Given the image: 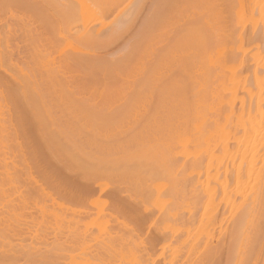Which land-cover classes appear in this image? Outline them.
I'll return each mask as SVG.
<instances>
[{
	"label": "bare ground",
	"instance_id": "bare-ground-1",
	"mask_svg": "<svg viewBox=\"0 0 264 264\" xmlns=\"http://www.w3.org/2000/svg\"><path fill=\"white\" fill-rule=\"evenodd\" d=\"M162 182L165 264H264V0H0V264H153Z\"/></svg>",
	"mask_w": 264,
	"mask_h": 264
},
{
	"label": "rangeland",
	"instance_id": "rangeland-1",
	"mask_svg": "<svg viewBox=\"0 0 264 264\" xmlns=\"http://www.w3.org/2000/svg\"><path fill=\"white\" fill-rule=\"evenodd\" d=\"M112 17H113V16H111V17L108 16V19H111ZM108 19H107V20H108ZM247 22H248V21H247ZM248 23H249V26L251 25V27L248 26ZM248 23H245V25H244L245 27H247V28H245V31L247 32V33H246L247 35H248V33H249V34L252 33L251 28H253V27H252V24H251V21H249ZM246 29H247V30L250 29L249 31H251V33H250L249 31H247ZM260 38H262V37H260ZM258 39H259V38H258ZM260 40H261V39H260ZM262 40H263V38H262ZM262 40H261V41H262ZM257 41H258V40H257ZM262 42H263V41H262ZM249 54H250V53H249ZM20 116H21V117H20ZM25 116H28V115H19V117L16 116V119H17V120H16V121L14 120L15 122L13 121L14 124H18L17 122L19 121V120H18L19 118H20V120H21V118H22L21 121H23V119H25ZM17 117H18V118H17ZM23 117H24V118H23ZM31 117H32V116H31ZM31 117H30V119H26V120H28V122L24 120L25 123L27 122V124H28L29 122H32V120H33L34 118H31ZM31 119H32V120H31ZM21 121H19V122H21ZM21 123H22V124H25L24 122H21ZM33 123H34V121H33L31 124H33ZM7 124H9V123H6V125H7ZM14 124H13V125H14ZM22 124L19 123V124L17 125V126H18L17 129H19L21 126H23ZM27 124H26V126L28 127V125H30V123H29L28 125H27ZM6 125H5V126H6ZM19 125H21V126L19 127ZM8 126H10V125H8ZM8 126H7V128H9ZM15 126H16V125H15ZM15 126H13V128H14ZM17 126H16V127H17ZM24 126H25V125H24ZM26 126H25V127H26ZM25 127H24V128H25ZM32 127H33V126H29L28 128L30 129V128H32ZM5 128H6V127H5ZM21 128H23V127H21ZM25 129H26V128H25ZM25 129H24V130H25ZM29 129H28V130H29ZM10 130H12V129H11V126H10ZM24 130H23V131H24ZM28 130H26V131H28ZM23 131H22V132H23ZM26 131H24V134H25V135H26V134H27V135H30L29 132H31L32 130L28 131L27 133H26ZM20 133H21V132H20ZM20 133H19V135H21ZM32 134H33V131H32ZM32 134H31V135H32ZM31 135H30V136H27V137H29V139H31V138H30ZM21 136L23 137L24 135H21ZM21 136H19V137L21 138ZM19 137H18V139H20ZM27 137H26V140L24 141L25 143H23V139H20L19 141H22V143L25 144V145H24L25 147H27V146L29 145V144H26V143H31V145H32L33 147H36V146L34 145V144H37V143H35L36 141H35L34 144H33L32 139L29 140ZM23 138H24V137H23ZM27 140H28L29 142H28ZM12 141H13V140H12ZM24 146H23L24 152L28 151V149L25 150L26 148H24ZM32 146H31V147H32ZM31 147H30V149H31L30 151H32V148H31ZM27 148H28V147H27ZM30 153H31V152H30ZM25 154L29 156L28 152H26ZM30 155H31V154H30ZM31 156H32V155H31ZM31 156H29V157H31ZM26 157H27V156H26ZM29 157H27V159H28ZM39 160H41V159H39ZM43 160H44V159H43ZM41 161H42V160H41ZM41 161H38V163H39V164H43V165L40 166V167H43V166H44V163H41ZM45 162H46V161H45ZM15 163H16V162H15ZM17 163H19V164H16V165H17V168L19 169L18 165H20L21 162L18 161ZM36 163H37V162H36ZM38 163H37L36 167L39 165ZM11 164H12V163H11ZM34 165H35V164H34ZM20 166H23V164L20 165ZM45 166H47V165H45ZM40 167H39V168H40ZM37 168H38V167H37ZM155 177H156V176H155ZM156 178H157V177H156ZM165 178H166V176H165L164 178H161V180L163 181V179H164V181H165ZM158 179H159V178H158ZM166 180H167V179H166ZM151 181H153L154 184H157V183H155L154 180H151ZM151 181H149V182H151ZM157 181H158V180H156V182H157ZM159 182H161V181L159 180L158 183H159ZM165 182H166V181H165ZM162 184H163V182L160 183V184H158V186H159V185L162 186ZM164 184H165V186L168 185L167 182L164 183ZM170 185H171V184H170ZM170 187H171V186H170ZM170 187H164V186H162L163 191H164V188L167 189V188H170ZM9 188H10V186H9L7 189H9ZM18 189L20 190V189H22V188H18ZM18 189L16 190L17 193L15 192V194L13 193L12 190H10V192H12V193H10V194H13V195H16V194H17V195H18V194L20 193ZM108 189H110V188H108ZM22 190H25V187H24V189H22ZM170 190H171V189H170ZM170 190L167 189L168 193H167V195H165V197H166V196H167L168 198L171 197V198H169V199L166 197V198L168 199V202L166 201L167 199L164 197V195L161 196V198L157 195V197H158L159 199H162V197H164L166 202H165V201H164V202L161 201L162 206L160 205V203H159L158 205L155 204V203H154L155 201H153V203H152V205L155 204V205L157 206V208H156V213H157V215H156V219H155V221H154L153 223H147V224L143 223V225L141 224V227L143 226V227H142L143 229H142V228L139 229V231L141 230V233L145 234L146 236L149 235V237L152 238V236L155 235V238L157 237L156 239L153 237V239H155L154 242H152V243H154V246H155V248H154L153 250L151 249V247H148V246H147L148 248L146 247V248H147L146 250H148V249L150 248L148 251L151 252L152 254L154 253L153 255H156V256H154L155 260H154L153 264H165V261H166V258H165L166 255H165V253H164V251H163V250H164V249H163L164 246H163V244H162V243H164V242H162V239H163V238H162V234H160V238H159V233H162V232L164 231V229H165L166 226H167L166 229H168V228H171V226L173 227L174 224H176V223H178L177 227H178V226L180 227V225H179V221H175V219L173 220L172 218H171L172 220H171V219L166 220V221H168V222L171 220V222H169V223H171V225H170L169 223H168L169 225H168V224L166 225V224L164 223V226H163V224H161V222H160V220H161V215H163V213H164V212H162V211H163L164 209L167 208V207L164 208V204L167 203L166 206H169L168 203L170 202V203H172L173 206H174V203H175V201H173V200H175L174 198L176 197V195H175V196H174V195L168 196L169 194H172V193L169 192ZM20 191H21V190H20ZM172 191H173V188H172ZM21 192H22V191H21ZM24 192H25V191H24ZM165 192H166V191H165ZM34 194H35V193H33V196L31 195L32 198L34 197ZM162 194H163V193H162ZM162 194H161V195H162ZM17 195H16V197H17ZM104 195H106V194H103V196H104ZM107 195H108V194H107ZM159 195H160V194H159ZM11 196H12V195H11ZM35 196H36V195H35ZM37 197H38V196H36L35 198H37ZM157 197H156V198H157ZM12 198L15 199V196L12 197ZM17 198H18V197H17ZM153 198H155V197H152L151 199L154 200ZM156 198H155V200H156ZM164 198H163V199H164ZM171 199H172V200H171ZM38 200H39V199H38ZM169 200H171V201H169ZM148 201H150V199H148ZM156 201L159 202L158 199H157ZM150 202H151V201H150ZM148 203H149V202H148ZM148 203H147V204H148ZM148 205H149V204H148ZM150 205H151V203H150ZM152 205H151V207H152ZM156 206H153V207H156ZM170 206L172 207V205H170ZM158 207L160 208V209L158 210L159 212L157 211ZM162 208H163V209H162ZM154 209H155V208H154ZM161 209H162V210H161ZM160 210H161V212H162L161 214H160ZM167 210H168V209H166V211H167ZM107 216H108V215H106V219H109V217H107ZM48 217H49V216H48ZM48 217H45V219L47 218L48 220H44L43 217H40V216H39V218H40L41 220H44V224H41V228L44 227V226H47V225H49V227H50V226L53 227L52 225H54V226H58V225H57V221H56L55 219L51 221L50 219H51L52 217H51V216H50V218H48ZM162 217L165 218L166 216L163 215ZM52 219H53V218H52ZM85 219H86V218H85ZM101 219H102V218H100V221L98 220V222H97V220H95L96 222H92V223H94V224H97L98 229H99V228L101 229L102 227H105V225H107V224L113 223V222H109V221H110V219H109V220H107L108 223L106 224V222H105L106 219H104V222H101ZM162 220H163V219H162ZM162 220H161V221H162ZM49 221H50V222H49ZM53 221H54V222H53ZM102 221H103V220H102ZM164 221H165V219H164ZM164 221H162V223H163ZM173 221H175L176 223L173 224ZM99 222H101V223H99ZM46 223H48V224H46ZM50 223H51V224H50ZM52 223H53V224H52ZM54 223H55V224H54ZM102 223H103V224L105 223V225L103 226ZM114 223H115V224H112V225H116V222H114ZM88 224H89V223H88ZM88 224H86V226L84 225V226H85V227H84L85 230H87V228H88L87 226H89ZM99 224H100V225H99ZM101 224H102V225H101ZM117 225H118V224H117ZM165 225H166V226H165ZM90 226H92L91 228H92L93 231H94V232L92 231L93 233H95V232L98 233V231H97L98 229H96V226L94 227V226L91 225V224H90ZM101 226H102V227H101ZM109 226H110V225H109ZM109 226L107 225L106 227H107V228H110V229L112 228L113 233H115V232H114L115 230H117V232H119V231H118V229H119L118 226H115V229H114V227H112V226L109 227ZM168 226H170V227H168ZM36 227H37V226H36ZM86 227H87V228H86ZM179 227H178V229H179ZM38 228H39V227H38ZM91 228H89V230H91ZM117 228H118V229H117ZM155 228H156V229H155ZM36 229H37V228H36ZM172 229H173V230H172ZM174 229H175V228H171V229H169V230H171L170 232H172V234H175V235H176L177 233H176V231H174ZM178 229L176 228V230H178ZM225 229H226V228H225ZM39 230H41V229H39ZM101 230H102V229H101ZM101 230H99V231H101ZM158 230H159V233L156 232V231H158ZM169 230H168V231H169ZM124 231H125V230H124ZM154 231H155V232H154ZM160 231H161V232H160ZM173 231H174V233H173ZM226 231H229L228 228L226 229ZM149 232H150V233H149ZM224 232H225V231H224ZM224 232H223V230H222V231H221V234L224 235ZM99 233H100V232H99ZM123 233H127V232L125 231V232H123ZM156 234H157L158 236H156ZM221 234H220V237H221ZM227 234H228V233H226V235H227ZM151 235H152V236H151ZM180 235H181V234H180ZM223 235H222V237H223ZM226 235H225V236H226ZM131 237H132V236H131ZM215 237H216V238H215ZM222 237H221V238H222ZM226 237H227V236H226ZM226 237H225V239H226ZM158 238H159V239L162 238L161 241L158 240ZM217 238H218L217 236H214V237H213V239H215V240H216ZM173 239H174V238H173ZM218 239H219V238H218ZM223 239H224V238H223ZM164 240H165V239H164ZM164 240H163V241H164ZM28 241H31V240L28 239ZM28 241H27V242H28ZM159 241H160V242H159ZM217 241H218V240H216V242H215V241L213 240V242H215V243H217ZM155 242H158V243H155ZM161 242H162V243H161ZM160 243H161L162 245H161ZM159 245H160V246H159ZM154 246H153V247H154ZM156 247H157V248H156ZM144 248H145V246H141V249H144ZM42 249H44V248H42ZM42 249H41V250H42ZM122 249L124 250V254H125V255H124V254H123V255L125 256V261L128 262V260H126V258H128V257L130 258L129 255H130V252H131L130 250H131V249H130V247H128V246H126V245H123V248L121 247V251H122ZM157 249H158V250H157ZM76 250H77V249H76ZM150 250H152L153 252L150 251ZM42 251H44V250H42ZM77 251H78V252H77ZM77 251H75L74 254L79 253V251H83V250H79V247H78V250H77ZM154 251H155V252H154ZM60 252H61V251H60ZM85 252H86V251H85ZM144 253H145V250H144ZM146 253H147V252H146ZM158 253H159V254H158ZM79 254H80V255H79V256L77 255V258L75 259V262H73V263H75V264H82L81 262H82L83 260H85V255H81V254H83V253H79ZM121 254H122V253H121ZM162 254H163V257H162ZM153 255H152V256H153ZM68 256H69V255H68ZM121 256H122V255H121ZM81 257H82V260H81ZM122 257H123V256H122ZM160 257H161V258H160ZM38 258H40V257H38ZM67 258H68V257H67ZM119 258H121L120 255H119V256L117 257V259H116V261L118 260L119 262H118V261H117V262L115 261V263H117V264L122 263V258H121V261L119 260ZM152 258H153V257H152ZM154 258H153V259H154ZM37 260H38V259H37ZM37 260L30 261V259H29V261H30V262H29V261L27 260V258H25V261H24V258H23V259H21V262H22V263H21V262H18L17 264H19V263H20V264H26V263H27V264H28V263H29V264H32V263H33V264H38V262H39V264H40V262H41L42 260H44V258L42 257V260H41V258H40L41 261H38V262H37ZM47 260L49 261L50 259H47ZM55 260H56V261H55ZM55 260L51 258V262H48V261H47L46 263H48V264H49V263H50V264H54V263H57V261L59 260V263H57V264H65V263H69V261H70L71 259L68 258L67 262H65L64 260H66V258L63 259V258H59V257H58V258H56ZM60 260L63 261V262H60ZM222 260H223V259H222ZM26 261H28V262H26ZM54 261H55V262H54ZM31 262H32V263H31ZM53 262H54V263H53ZM64 262H65V263H64ZM70 262H71V264H72V261H70ZM78 262H80V263H78ZM123 262H124V261H123ZM43 263L46 264L45 262L42 261V264H43ZM83 263H85V261H83ZM115 263H109V264H115ZM191 263H192V262H190L189 264H191ZM219 263H221V262H219ZM219 263H218V264H219ZM15 264H16V263H15ZM107 264H108V263H107ZM122 264H127V263L125 262V263H122ZM222 264H223V263H222Z\"/></svg>",
	"mask_w": 264,
	"mask_h": 264
}]
</instances>
